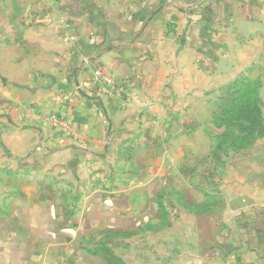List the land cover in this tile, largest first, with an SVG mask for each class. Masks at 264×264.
<instances>
[{"label":"crops","instance_id":"crops-1","mask_svg":"<svg viewBox=\"0 0 264 264\" xmlns=\"http://www.w3.org/2000/svg\"><path fill=\"white\" fill-rule=\"evenodd\" d=\"M260 24L264 0H0V114H10L13 106L21 125L32 129L38 124L42 128L53 113L71 123L70 132L54 127L51 138L39 130L45 143L35 151L42 158L51 156L43 161L51 164L45 167L51 175L59 168V157L71 167L96 170L113 161L118 165L124 154L132 153L140 177L132 178L126 196H121L130 200L127 215L132 216L138 187L141 201L154 202L171 184V170L181 169L179 178H184L187 148L177 145L173 154L172 141L189 135L187 125L204 102V91L238 75L242 51L233 40L246 26ZM98 69L111 76L120 93L97 92ZM7 117H2L3 124H8ZM59 137L65 144H59ZM262 166L259 161L258 172L248 166L238 177L245 181L242 197L247 195L248 203L243 230H232L229 238L216 231L210 245L223 249L226 257L187 253L182 264H264ZM49 179L42 187L33 181L34 194L26 189L15 194L18 213L6 205L0 209V264H104L99 252H90L96 253L101 244L88 237L107 229L96 226L83 208L59 223L54 209L63 216L65 208L55 202L68 194L54 191V177ZM89 179V184L101 182ZM227 194L229 200L235 197ZM13 196L1 192L0 200ZM84 200L88 207L94 205L92 195ZM28 216L29 223L23 221ZM9 218L17 224H5L3 219ZM157 248L150 245L152 251ZM165 253L163 259H169Z\"/></svg>","mask_w":264,"mask_h":264},{"label":"rangeland","instance_id":"rangeland-1","mask_svg":"<svg viewBox=\"0 0 264 264\" xmlns=\"http://www.w3.org/2000/svg\"><path fill=\"white\" fill-rule=\"evenodd\" d=\"M239 32V38L233 41L241 44L240 56L236 53L238 44H235L238 56L236 64L239 65L240 72L224 86L204 91V102L196 109L192 124L187 125L189 135L181 138L182 141H172L173 154L177 153V145L184 144L187 148L184 157V164L187 166L185 176L179 178L181 169L171 170V184L160 190L154 202L141 201L142 191L138 187L135 209L131 211L133 215H127L132 204L121 196H126L131 179L139 178L141 173V169L132 163V153L124 154L119 167L113 161L109 163V167L96 170H87L77 164L71 167L62 157L58 159L54 156V165L59 168L54 167V175H51V169L45 168L51 164L43 162L50 161L51 156L46 154L42 158L35 147L45 143L41 133L44 137L51 138L50 136H54V127L59 133L70 132L71 123L69 128L59 126L57 120L63 118L54 116L53 113L46 116L42 128L38 124L32 129L21 125L12 106L10 114L5 112L3 115H10L7 117L8 124L2 123L3 116L0 114V195L2 192L12 193L14 196L9 201L0 200V209L6 205L8 210L18 213L17 201L13 200L17 197L15 194L21 193L23 189L34 194L36 184L33 181H37L39 187H42L44 180L50 181L49 178L54 177V191L68 194V198L55 202L64 205V217L55 213L54 209V218L61 223L79 209L87 210V218L94 219L96 226L107 229L101 236L92 233L88 237L91 242L101 244L96 253H93L94 250L90 252L92 255L99 252L104 264H139L138 259L141 264H149L154 260L153 264H182L185 254L198 252L205 253L208 259L225 256L220 247H210L216 231L218 236L222 232L229 238L232 230H243L242 226L248 222L245 219L248 215L244 212V207L248 205L247 195L242 197L246 184L238 177L246 172L248 166L251 172H258L259 161L264 163V24L246 26ZM247 96V100L257 101L259 113L252 118L249 115L251 110H245L246 115L241 116H247L248 120H236L240 106ZM1 100L4 102L3 98ZM34 107V103L31 104V108ZM240 132L254 133L256 139L250 146L237 151L233 143L241 144L238 139ZM64 140L66 139L59 137V141ZM61 142L60 145L65 144ZM56 159L60 164H55ZM123 162L125 163L120 166ZM91 177H98L101 182L93 185L91 181L89 184ZM2 181L9 183L2 184ZM178 186L180 189H177ZM228 192L235 196L232 200H229ZM102 193L106 195L105 198ZM88 194L94 198L92 207H88V202L84 200ZM230 210L234 215H227ZM57 212L61 213L60 210ZM31 219L28 216L23 221L29 223ZM4 220L5 224H17L11 218L9 221ZM163 234L165 238L162 237ZM150 245L158 248L152 251ZM166 251L170 258L164 260L168 256ZM148 253L155 255L149 257Z\"/></svg>","mask_w":264,"mask_h":264},{"label":"built area","instance_id":"built-area-1","mask_svg":"<svg viewBox=\"0 0 264 264\" xmlns=\"http://www.w3.org/2000/svg\"><path fill=\"white\" fill-rule=\"evenodd\" d=\"M94 82L97 84V92L105 96H115L120 93L119 87L115 84L114 80L102 70H96L94 72ZM58 118H54L57 120ZM58 125L63 128H69V123L65 119L57 120Z\"/></svg>","mask_w":264,"mask_h":264},{"label":"trees","instance_id":"trees-1","mask_svg":"<svg viewBox=\"0 0 264 264\" xmlns=\"http://www.w3.org/2000/svg\"><path fill=\"white\" fill-rule=\"evenodd\" d=\"M254 94H256V92H253ZM249 98V96L245 97V101L243 102V104H241L240 109L238 111V115L236 116V120L238 119L239 121H246L248 120L247 116H241V115H246L245 110H251V112L249 113V115L253 118L254 115H256L258 112L257 109V101H249L247 100ZM262 131L264 132V128L262 129ZM260 133V132H259ZM238 139L241 141V144H235L233 143L234 147L236 148V150H241L244 149L243 147H248L250 146L251 142L255 141L256 136L254 135V133H250V134H245L240 132V135L238 136ZM237 150V151H238Z\"/></svg>","mask_w":264,"mask_h":264}]
</instances>
